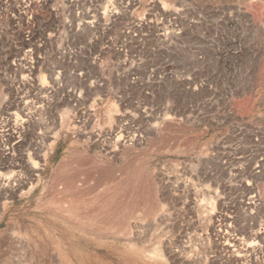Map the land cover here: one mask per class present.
<instances>
[{
	"label": "rangeland",
	"instance_id": "1",
	"mask_svg": "<svg viewBox=\"0 0 264 264\" xmlns=\"http://www.w3.org/2000/svg\"><path fill=\"white\" fill-rule=\"evenodd\" d=\"M2 180L0 264H264V0H0Z\"/></svg>",
	"mask_w": 264,
	"mask_h": 264
},
{
	"label": "bare ground",
	"instance_id": "2",
	"mask_svg": "<svg viewBox=\"0 0 264 264\" xmlns=\"http://www.w3.org/2000/svg\"><path fill=\"white\" fill-rule=\"evenodd\" d=\"M8 125H9V124H8ZM9 126H10V125H9ZM8 131H9V130H8ZM9 136H10V135H9ZM43 148H44V147H43ZM35 151H36V150H35ZM39 151H40V150H39ZM37 154L40 156L39 152H37ZM16 164H18V163H16ZM21 164H23V163H21ZM18 165H19V164H18ZM9 166H10V165H9ZM13 166H15V165H13ZM66 166H67V162H66V160H65V162L62 163V165H61L60 168H59V173H60L63 169H65ZM63 171H64V170H63ZM107 172H108V171H107ZM107 172H106V171H105V172L103 171L102 174H103V175H104V174L107 175V174L109 173V172H108V173H107ZM61 174H62V173H61ZM102 174H101V175H102ZM109 175H111V174L109 173ZM109 175H108V176H109ZM113 175H114V174H113ZM137 176H138V175H137ZM15 177H16V176H15ZM66 178H67V177H66ZM133 178H134V177H133ZM16 179H17V178H16ZM16 179H15V180H16ZM16 181H17V180H16ZM5 182H6V181H5ZM21 183H22V182H21ZM139 184H140V183H139ZM7 185H8V184L3 183V180H2V183H0V188L5 187V186H7ZM21 185H22V184H18V186H20V188H21ZM8 187H9V186H8ZM128 188H129V187H128ZM11 189H12V187H11ZM14 189H15V188H14ZM130 189H131V188H130ZM1 190H2V189H1ZM9 191H10V190H9ZM12 191H13V190H12ZM14 191H15V190H14ZM74 191H75V190H74ZM0 192H1V191H0ZM2 192H3V191H2ZM15 192H17V191H15ZM77 193H78V192H77ZM78 194H79V193H78ZM1 196H2V195H1ZM4 196H5V195H4ZM2 197H3V196H2ZM3 198H4V197H3ZM107 200L109 201V199H107ZM105 202H106V201H105ZM120 202H121V201H120ZM107 203H110V202H107ZM116 204H117V203H116ZM120 204H121V203H120ZM126 204H127V202H126ZM75 205H76V204H75ZM104 205H105V203H104ZM110 205H111V204H110ZM114 205H115V204H114ZM98 206H99V205H98ZM112 206H113V204H112ZM128 206H129V205H128ZM79 207H80V206H79ZM99 207H100V206H99ZM113 207H114V206H113ZM117 207H118V205H117ZM75 208H76V207H75ZM77 208H78V206H77ZM105 208H106V207H105ZM108 208L110 209V206H109ZM108 208H107V209H108ZM115 208H116V207H115ZM124 208H125V207H124ZM127 208H130V207H126V209H127ZM130 209H131V208H130ZM130 209H129V210H130ZM84 210H85V209H84ZM84 210H83V211H84ZM101 210H102V209H101ZM103 210H104V209H103ZM110 210H111V209H110ZM112 210H113V209H112ZM112 210H111V211H112ZM114 210H115V209H114ZM121 210H122V208H121ZM86 211H87V210H86ZM98 211H100V210H98ZM115 211H116V210H115ZM115 211H113V212H115ZM131 211H132V210H131ZM84 212H85V211H84ZM80 213H81V212H80ZM101 213H103V212H101ZM105 213H107V211H106ZM124 213H125V211H124ZM86 214H87V213H86ZM93 214H94V213H93ZM109 214H111L110 211H109ZM117 214H118V213H117ZM129 214H130V212H129ZM70 215H71V214H70ZM70 215H69V216H70ZM91 215H92V214H91ZM112 215H113V214H112ZM72 216H73V215H72ZM76 216H77V215H76ZM102 216H103V215H102ZM104 216H107V215H104ZM123 216H124V214H123ZM90 217H91V216H90ZM113 217H115V216H113ZM117 217H118V215H117ZM84 218H85V217H84ZM86 218H87V216H86ZM100 218H101V217H100ZM105 218H106V217H105ZM105 218H104V222H105ZM101 219H102V218H101ZM101 219H100V220H101ZM106 219H108V218H106ZM116 219H117V218H116ZM84 220H85V219H84ZM87 220H88V219H87ZM122 220H123V219H122ZM108 221H109V220H108ZM119 221H120V220H119ZM119 221H118V223H119ZM82 222H83V221H82ZM98 222H99V221H98ZM114 222H115V221H114ZM88 223H90V222H88ZM95 223H96V222H95ZM106 223H107V222H106ZM122 223H123V222H122ZM89 225H90V224H89ZM89 225H88V226H89ZM95 225H96V224H95ZM159 252H160V251H159L158 249H156L155 252L153 251L152 253L160 255L161 253H159ZM154 254H153V255H154Z\"/></svg>",
	"mask_w": 264,
	"mask_h": 264
}]
</instances>
